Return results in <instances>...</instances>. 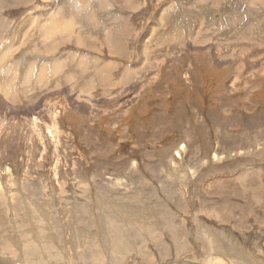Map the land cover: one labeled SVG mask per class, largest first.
I'll list each match as a JSON object with an SVG mask.
<instances>
[{"label":"rangeland","instance_id":"374dc122","mask_svg":"<svg viewBox=\"0 0 264 264\" xmlns=\"http://www.w3.org/2000/svg\"><path fill=\"white\" fill-rule=\"evenodd\" d=\"M261 6L0 0V264H264ZM53 102L41 139L16 109Z\"/></svg>","mask_w":264,"mask_h":264},{"label":"bare ground","instance_id":"6f19581e","mask_svg":"<svg viewBox=\"0 0 264 264\" xmlns=\"http://www.w3.org/2000/svg\"><path fill=\"white\" fill-rule=\"evenodd\" d=\"M228 3V2H227ZM63 8V7H62ZM62 8H60L58 11L56 10V9H58V8H54V10L56 11L55 13L56 14H61V9ZM261 8H264V6H261ZM247 12V11H246ZM205 14V13H204ZM30 16V15H29ZM28 19H27V21L23 24V27H22V29H21V27H20V23L22 22H20L19 23V25L17 26L18 27V31L17 32H19V33H22L21 34V36L22 37H24L26 34V32L30 29V27L32 26V21L34 20V16L33 15H31L30 17H27ZM206 18V17H205ZM11 23L7 26V28H8V30L6 31V33L8 32V33H10L9 31L11 30ZM4 29H5V27H4ZM38 29L40 30V32H41V34H42V37L46 40V41H48V40H50L51 42H50V49L51 50H53L54 49V44L55 45H60V43H57V42H55V37L57 36V35H59V34H62L63 35V33H65V32H67L68 33V40H70L71 38H72V32H73V24H72V22L71 21H68V20H65L64 22H63V24L61 25V27H59V26H57V24H55L53 21H51V22H49V21H47L46 19H43V18H41V21H40V23H39V27H38ZM59 29V30H58ZM3 32H4V30H3ZM72 33V34H71ZM237 33V32H236ZM25 34V35H24ZM238 34V33H237ZM2 35H4V34H2ZM1 35V36H2ZM0 38H2V37H0ZM77 39V42H78V44H82L83 43V41H82V39L80 38V36H78V38H76ZM54 40V41H53ZM0 41H3V39H0ZM21 42V41H20ZM68 42V41H67ZM82 42V43H81ZM108 44H109V41H108ZM15 39L14 40H11V43L10 42H7V45H5L6 46V48H5V50L6 51H8V50H10V49H13V47L15 48ZM110 46V45H109ZM113 46V45H112ZM112 46L110 47V49L112 48ZM46 47V46H45ZM80 47V46H79ZM29 48V47H28ZM112 50V49H111ZM46 55H48L47 53H45ZM21 56H23V54L21 55ZM38 56V55H37ZM65 56V55H64ZM66 57V56H65ZM65 57H63L62 59H60L59 61H57L56 62V64H55V66H54V69H53V74H52V76L51 77H49L48 79H49V81L48 82H50L51 83V85H52V88L54 87V89H57L58 87H60L61 86V84L63 83H60L59 81H55V82H53L51 79L53 78V77H59V76H62L61 75V71H64V68H65V62H66V58ZM58 58H60V57H58ZM25 60H26V58H24ZM49 59V58H48ZM28 60V59H27ZM26 60V61H27ZM85 64V63H84ZM82 65V64H81ZM82 67V66H81ZM85 68V67H84ZM85 70V69H84ZM83 70V71H84ZM72 71V70H71ZM70 72H68V71H66V72H64V74H65V78H67L68 80L67 81H70L72 78H73V73H71V74H69ZM62 74H63V72H62ZM63 74V75H64ZM86 74V73H85ZM46 77H44L43 79H45ZM132 78V77H131ZM43 79L41 80V81H39L38 83H41L42 81H43ZM100 83V82H99ZM40 85V84H39ZM39 88V87H38ZM1 89V88H0ZM1 92V91H0ZM2 93V92H1ZM30 93V92H29ZM67 93V94H66ZM3 94V93H2ZM28 94V93H27ZM57 94V93H56ZM68 94H69V92L68 91H66V92H60L59 94H57V96H55V98L54 99H56V97H63V96H68ZM4 96V98H5V101H8V102H10V103H13L14 105H15V103H16V101H15V96H14V94L13 93H11V91L9 90H6V93L5 94H3ZM80 96L81 95H83V94H79ZM86 95V94H85ZM40 96V95H39ZM39 96H36V97H34V101H38V99H39ZM126 97H127V95H126ZM32 98V97H31ZM88 98H91V96L90 97H88ZM78 99V98H77ZM81 99V98H80ZM4 101V102H5ZM15 101V102H14ZM50 101V100H49ZM55 101V100H54ZM18 102V101H17ZM48 102V101H47ZM46 102V103H47ZM9 103V104H10ZM0 104L2 105V106H5L6 107V113H8V112H12V111H14V109L13 108H15V107H13L12 108V106H10L8 103H6L5 102V104L0 100ZM12 104V105H13ZM83 104H85V105H90L89 107L91 108L92 106H94V103H91V101H88V102H85V103H83ZM92 105V106H91ZM77 106H78V108H80V109H86L87 107H85V106H83V107H81V105H80V103L79 104H77ZM22 107V106H21ZM58 108L59 109H65L64 107H62V106H60V104H58L57 102H53V104L51 105V104H46L45 106H44V108L42 109V107L40 108H38V106H34V107H32L31 109H21V108H18V109H16L18 112H21V111H25V113L24 114H28V113H30L31 114V117L33 116V118H31V125H32V127H33V129H34V131L35 132H37L38 134H39V137L42 139V136H41V133H40V124H42V122H41V119H40V115L41 114H44V115H46V116H48L49 118H50V124L51 125H46V127L48 126V133L49 134H51L53 137H58L57 136V134H58V132H59V127H58V117H59V115L61 114L60 112L61 111H58ZM5 114V113H4ZM18 114V113H17ZM55 139V138H54ZM56 140H57V138H56ZM85 220V219H84ZM69 224H71V223H69ZM71 226V225H70ZM79 229V228H78ZM72 232V231H71ZM68 233V232H67ZM73 233V232H72ZM71 233V234H72ZM77 234V233H76ZM70 242V241H69ZM37 249V248H36ZM32 250H35V248H33ZM222 262V261H221ZM35 264V263H34Z\"/></svg>","mask_w":264,"mask_h":264}]
</instances>
